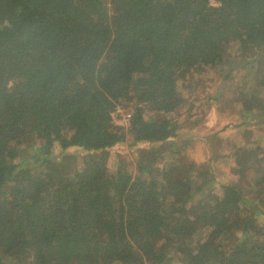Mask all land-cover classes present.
Masks as SVG:
<instances>
[{"label": "trees", "instance_id": "trees-1", "mask_svg": "<svg viewBox=\"0 0 264 264\" xmlns=\"http://www.w3.org/2000/svg\"><path fill=\"white\" fill-rule=\"evenodd\" d=\"M203 70L264 129V0H0V264H264V144L188 157Z\"/></svg>", "mask_w": 264, "mask_h": 264}, {"label": "rangeland", "instance_id": "rangeland-1", "mask_svg": "<svg viewBox=\"0 0 264 264\" xmlns=\"http://www.w3.org/2000/svg\"><path fill=\"white\" fill-rule=\"evenodd\" d=\"M212 77L213 72L209 73L207 70L195 72L190 76V81L194 83L193 87L187 90L191 102L190 110L184 109L176 112L175 115L182 118L189 112L193 120L200 121L197 130L202 137L189 147L188 157L200 167L205 168L210 165L218 167L227 177L233 179L235 173L238 172L233 147L235 144L256 140L264 144V129L252 126L251 129L255 132L251 135L245 134L246 127L242 124L246 123L245 117L247 116L243 117L239 113L240 102L245 100L244 95L236 96L232 100L224 97L222 102L211 100L209 97L214 93ZM124 108L130 111V105L124 104ZM116 152L134 168L136 158L132 150L125 145L119 152ZM227 177L224 178L228 179Z\"/></svg>", "mask_w": 264, "mask_h": 264}, {"label": "built area", "instance_id": "built-area-1", "mask_svg": "<svg viewBox=\"0 0 264 264\" xmlns=\"http://www.w3.org/2000/svg\"><path fill=\"white\" fill-rule=\"evenodd\" d=\"M131 116V111L125 110V108L122 106H117L112 112L114 123L125 128L129 126Z\"/></svg>", "mask_w": 264, "mask_h": 264}]
</instances>
